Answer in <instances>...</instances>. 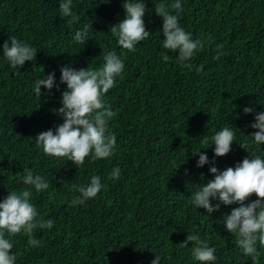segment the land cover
I'll return each instance as SVG.
<instances>
[{
    "label": "trees",
    "instance_id": "obj_1",
    "mask_svg": "<svg viewBox=\"0 0 264 264\" xmlns=\"http://www.w3.org/2000/svg\"><path fill=\"white\" fill-rule=\"evenodd\" d=\"M61 2L0 0V202L26 187L22 176L28 168L49 182L46 191L32 190L30 202L40 218L53 221L51 229L34 232L37 247L25 235L12 237L16 264H152L155 256L160 264H201L191 243L180 246L187 235L216 249L213 264H253L224 227V217L239 205L221 204L209 215L193 206L192 194L214 179L210 167L224 171L245 158H264V144H255L257 130L250 127L264 112V0H180V26L205 45L186 62L191 70L177 62L178 52L162 47V20L154 13L157 4L175 0H142L150 35L123 57V72L104 97L116 113L108 124L117 138L115 153L96 161L88 157L79 167L46 156L35 138L48 130L55 134L63 123L56 114L67 90L60 84L61 68L96 70L107 52L120 55L110 29L124 19L125 0H73L80 20L71 25L70 17L61 16ZM85 27L88 41L73 43ZM10 36L37 50L18 71L3 56ZM218 50L226 55L213 59ZM51 73L58 87L48 95L41 87L38 98L36 81ZM245 107L254 111L245 114ZM226 126L235 140L227 155L215 157L211 137ZM205 136L207 145L201 143ZM195 150L209 163L197 168ZM116 167L119 178L109 179ZM92 176L101 178V191L70 206L79 195L72 186H87ZM255 200L252 195L245 204ZM257 247L264 264V249Z\"/></svg>",
    "mask_w": 264,
    "mask_h": 264
},
{
    "label": "clouds",
    "instance_id": "obj_2",
    "mask_svg": "<svg viewBox=\"0 0 264 264\" xmlns=\"http://www.w3.org/2000/svg\"><path fill=\"white\" fill-rule=\"evenodd\" d=\"M73 0H63L59 4L62 17H70L68 24H75L80 17L73 11ZM124 19L110 29L122 49L120 55L115 51H109L104 55V64L96 70H75L71 67L60 69V84H66L67 90L62 93V107L56 110V114L63 117V123L56 127L55 134L52 130L40 133L36 138V145L49 157L66 158L76 167L84 164L90 157L92 161L106 159L114 155L116 150V134L109 130L108 124L116 117V113L105 104V95L115 86L116 78L121 75L125 67L123 57L126 53L135 51L138 42L147 39L150 35L145 29L144 16L147 11L142 0H125ZM176 14H172V11ZM183 7L180 0L166 5L159 3L155 6L154 13L162 20V47L173 53L178 52L177 62L184 68L191 70L193 65L189 62L195 54L204 48L201 40H193L190 33L186 32L179 24L180 13ZM88 41V27L82 31H76L73 43L85 45ZM37 50L29 44L10 36L3 44V56L12 69L17 70L26 61H33ZM226 55L218 50L213 59L219 60ZM165 60L168 56L165 55ZM203 65L195 70L200 72ZM55 73L46 78L38 79L34 86L35 95L40 98L41 87L48 90V95L55 84ZM254 109L245 107L243 112L250 114ZM255 131L251 138L255 144H264V112L255 116V122L250 125ZM215 157H224L231 151V145L235 140V133L230 127H224L211 137ZM207 145V136L201 141ZM210 147V146H209ZM198 155L196 167H203L209 163L206 154L195 150L192 153ZM214 164L215 161H212ZM214 179L203 185L196 186L192 194V204L197 209H204L211 215L225 206L238 204L230 215L224 217L226 232L236 238V244L242 253L250 257L253 264H259L261 251L264 249V158L255 156L245 158L234 168L229 167L224 171H218L213 166L209 169ZM120 168L112 170L109 179H118ZM22 182L26 186L20 191H11L0 202V264H16V255L11 254L13 248L12 237L17 235L27 236L28 245L37 247L40 241L35 238L37 229H51L53 221L44 220L38 216L37 209L30 202L32 190L40 193L49 189V182L44 176L33 173L32 170L23 169ZM103 185L99 176H92L87 186L73 185L72 189L79 195L72 199L70 206L82 205L86 200L94 198L101 191ZM252 195L256 200L245 204ZM219 203L213 205L212 201ZM192 244L191 254L201 264H213L217 257L216 249L209 247L207 241L201 240L198 235H187L186 240L180 244L188 247ZM152 264H160V257L155 256Z\"/></svg>",
    "mask_w": 264,
    "mask_h": 264
}]
</instances>
